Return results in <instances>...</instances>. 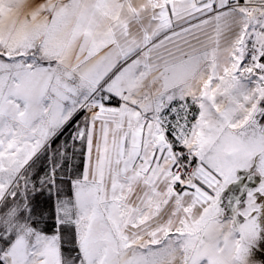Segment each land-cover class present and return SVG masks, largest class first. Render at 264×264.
Returning <instances> with one entry per match:
<instances>
[{"label":"snow or ice","instance_id":"snow-or-ice-1","mask_svg":"<svg viewBox=\"0 0 264 264\" xmlns=\"http://www.w3.org/2000/svg\"><path fill=\"white\" fill-rule=\"evenodd\" d=\"M0 264H264V0H0Z\"/></svg>","mask_w":264,"mask_h":264}]
</instances>
